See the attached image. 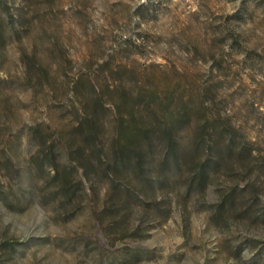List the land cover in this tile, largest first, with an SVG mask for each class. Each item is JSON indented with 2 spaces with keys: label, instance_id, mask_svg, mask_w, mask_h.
Segmentation results:
<instances>
[{
  "label": "trees",
  "instance_id": "1",
  "mask_svg": "<svg viewBox=\"0 0 264 264\" xmlns=\"http://www.w3.org/2000/svg\"><path fill=\"white\" fill-rule=\"evenodd\" d=\"M21 9L0 0V63L6 49H17L31 86L28 117L16 114L9 95L0 101V207L33 200L49 210L47 218L81 215L106 228L114 244L142 238L147 222L153 228L175 209L184 221L207 211L209 222L225 227L221 244L234 264H264V152L245 124L255 107H239L234 118L227 106L238 89L213 75L204 83L198 71L130 63L115 53L75 61L48 33L43 52L36 43L27 52ZM12 82L0 78L4 88ZM15 138L27 151L28 193L15 188ZM6 236L0 252L11 255ZM145 253L128 246L121 264Z\"/></svg>",
  "mask_w": 264,
  "mask_h": 264
},
{
  "label": "rangeland",
  "instance_id": "2",
  "mask_svg": "<svg viewBox=\"0 0 264 264\" xmlns=\"http://www.w3.org/2000/svg\"><path fill=\"white\" fill-rule=\"evenodd\" d=\"M7 1L13 12L20 7L25 14L22 48L27 52L34 43L43 52L41 43L48 33L66 43L75 61L115 53L119 60L130 63L160 62L169 70L198 71L204 83L213 75L219 84L238 89L227 106L233 109L234 118L239 107H255L245 124L264 152V0ZM22 65L17 49H6L0 78L13 82L6 88L0 85V101L9 95L6 101L24 118L31 115L24 106L25 88L31 86L25 85ZM12 125L8 137L14 136L17 127ZM14 143L13 157L21 165L15 188L28 193L27 151L18 138ZM207 198H213L211 189ZM23 204L13 210L0 207V236L7 234L13 249L11 255L0 252L3 264H121V254L128 246L146 250L145 256L128 264L235 263L221 244L225 227L209 222L207 211L191 212L184 221L175 209L153 228L147 222L142 238H124L114 244L106 228L92 226L81 215L54 220L46 217L49 210L37 202ZM106 236L109 238L103 240ZM249 252L245 250L243 255Z\"/></svg>",
  "mask_w": 264,
  "mask_h": 264
}]
</instances>
